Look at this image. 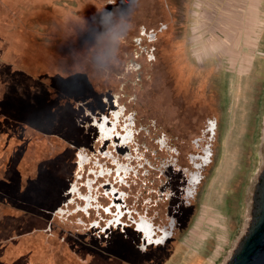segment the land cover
Instances as JSON below:
<instances>
[{"label":"rangeland","instance_id":"obj_1","mask_svg":"<svg viewBox=\"0 0 264 264\" xmlns=\"http://www.w3.org/2000/svg\"><path fill=\"white\" fill-rule=\"evenodd\" d=\"M164 11L178 58L218 77L223 156L198 211L145 255L53 207L90 104L78 100L107 81L133 26ZM263 116L264 0H0V264H222L245 224Z\"/></svg>","mask_w":264,"mask_h":264},{"label":"flooded vegetation","instance_id":"obj_2","mask_svg":"<svg viewBox=\"0 0 264 264\" xmlns=\"http://www.w3.org/2000/svg\"><path fill=\"white\" fill-rule=\"evenodd\" d=\"M161 15L131 24L125 56L106 64L107 81L78 100L90 104L69 141L53 207L60 221L117 236L145 255L198 211L223 156L218 77L178 58L173 17Z\"/></svg>","mask_w":264,"mask_h":264},{"label":"water","instance_id":"obj_3","mask_svg":"<svg viewBox=\"0 0 264 264\" xmlns=\"http://www.w3.org/2000/svg\"><path fill=\"white\" fill-rule=\"evenodd\" d=\"M260 165L246 197L245 224L222 264H264V116L261 126Z\"/></svg>","mask_w":264,"mask_h":264}]
</instances>
